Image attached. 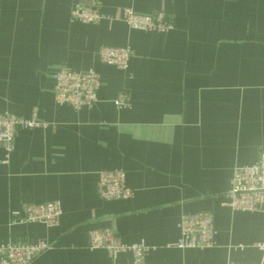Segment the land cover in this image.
<instances>
[{
  "label": "crops",
  "instance_id": "crops-1",
  "mask_svg": "<svg viewBox=\"0 0 264 264\" xmlns=\"http://www.w3.org/2000/svg\"><path fill=\"white\" fill-rule=\"evenodd\" d=\"M77 5L110 17L83 22ZM127 6L163 10L173 27L134 28ZM103 45L131 47L128 68L101 62ZM61 66L98 72L94 105L56 100ZM0 112L43 122L19 130L9 162L0 147V244H52L30 264H113L88 246L103 227L155 247L146 264H262L264 211L227 202L234 168L264 151V0H0ZM115 168L132 197L99 195L100 171ZM52 200L56 225L12 223L11 210ZM199 211L214 213L216 245H174L181 217Z\"/></svg>",
  "mask_w": 264,
  "mask_h": 264
},
{
  "label": "built area",
  "instance_id": "built-area-1",
  "mask_svg": "<svg viewBox=\"0 0 264 264\" xmlns=\"http://www.w3.org/2000/svg\"><path fill=\"white\" fill-rule=\"evenodd\" d=\"M72 16L87 23H95L104 17L99 6L77 5ZM125 21L134 28L144 30L168 31L173 27L172 20L165 11L158 10L151 14L136 12L132 7L123 9ZM132 49L129 46H101V62L128 68ZM55 96L59 103L70 104L74 108L92 106L98 100L100 76L94 68L77 70L61 66L53 75ZM119 106H129L130 98L120 93L116 98ZM43 124L34 112L31 117H24L10 112H0V147L5 151L3 163L9 162L15 148V141L20 129L34 128ZM98 191L105 200L130 198L134 191L127 185L126 172L122 168L102 170L99 173ZM228 205L243 211H264V151L252 164L238 165L234 168L232 188L228 192ZM62 214L59 200L40 203H28L11 210L12 223L43 222L48 226L56 225ZM180 236L174 245L181 248H208L217 243L212 211H199L184 214L179 222ZM264 251V242L257 244ZM92 249L104 248L109 252L113 264H146L148 250L155 248L144 240L125 243L112 227L94 228L89 231V244ZM52 247L47 240L36 242L8 241L0 244V264H30L34 258ZM121 251H130L133 258L128 262L118 260ZM247 264V263H238Z\"/></svg>",
  "mask_w": 264,
  "mask_h": 264
},
{
  "label": "water",
  "instance_id": "water-1",
  "mask_svg": "<svg viewBox=\"0 0 264 264\" xmlns=\"http://www.w3.org/2000/svg\"><path fill=\"white\" fill-rule=\"evenodd\" d=\"M262 264H264V260H263Z\"/></svg>",
  "mask_w": 264,
  "mask_h": 264
}]
</instances>
